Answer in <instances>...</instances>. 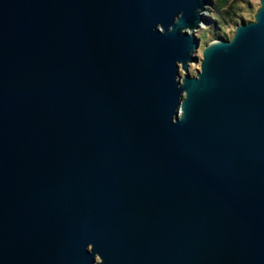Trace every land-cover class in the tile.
I'll use <instances>...</instances> for the list:
<instances>
[{
	"label": "water",
	"instance_id": "95a60500",
	"mask_svg": "<svg viewBox=\"0 0 264 264\" xmlns=\"http://www.w3.org/2000/svg\"><path fill=\"white\" fill-rule=\"evenodd\" d=\"M210 3L0 0V264H264V0L199 58Z\"/></svg>",
	"mask_w": 264,
	"mask_h": 264
},
{
	"label": "rangeland",
	"instance_id": "374dc122",
	"mask_svg": "<svg viewBox=\"0 0 264 264\" xmlns=\"http://www.w3.org/2000/svg\"><path fill=\"white\" fill-rule=\"evenodd\" d=\"M215 1L216 0H212V4H208L206 5V10H205V16L207 18L210 19V22L207 21H203L201 23V26L196 30V34L197 36H199L201 38V42H200V47L199 50L196 54H198L199 58L202 57V49L204 47V45L207 42H211L214 37L212 36V33L215 32V30H213L214 28V20H213V16L212 13L215 12L214 7H215ZM232 5L235 6H241V10H238V13L241 14L243 13V16L240 15V17H242L244 20H250L252 19V15L254 14V12L256 11L258 5H259V0H228ZM246 15V16H244ZM239 16V15H238ZM237 23L243 21L241 19H239L238 17H236ZM237 23H232L231 25H229L227 28L224 29V27L221 28L220 33L222 36L231 39L234 33V29L236 28ZM203 35H206V37H202ZM201 66H200V62L198 63H194L192 62L189 65V73L191 75H195L196 71L200 70ZM183 69L180 70L181 74H183Z\"/></svg>",
	"mask_w": 264,
	"mask_h": 264
},
{
	"label": "trees",
	"instance_id": "16d2710c",
	"mask_svg": "<svg viewBox=\"0 0 264 264\" xmlns=\"http://www.w3.org/2000/svg\"><path fill=\"white\" fill-rule=\"evenodd\" d=\"M241 6L232 5L228 0H216L215 1V12L212 13L214 20V28L215 32L212 33L214 39L218 37H222L220 30L222 27L227 28L232 23H237L236 17L241 20H244L240 15L243 16V13L239 14L237 9H240ZM241 10V9H240ZM239 15V16H238ZM246 16V15H244ZM202 37H206L203 35Z\"/></svg>",
	"mask_w": 264,
	"mask_h": 264
}]
</instances>
